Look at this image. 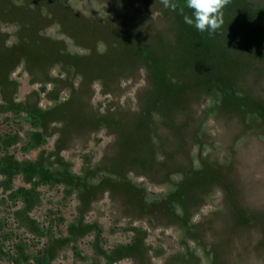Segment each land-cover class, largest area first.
Instances as JSON below:
<instances>
[{"label": "rangeland", "instance_id": "1", "mask_svg": "<svg viewBox=\"0 0 264 264\" xmlns=\"http://www.w3.org/2000/svg\"><path fill=\"white\" fill-rule=\"evenodd\" d=\"M174 2L0 0V238L22 263L264 264V0L214 34Z\"/></svg>", "mask_w": 264, "mask_h": 264}, {"label": "clouds", "instance_id": "2", "mask_svg": "<svg viewBox=\"0 0 264 264\" xmlns=\"http://www.w3.org/2000/svg\"><path fill=\"white\" fill-rule=\"evenodd\" d=\"M165 8L175 11L177 4L174 0H160ZM231 0H185L181 7L184 22L195 27L200 32L217 33L224 24L223 9ZM190 10V15L184 9Z\"/></svg>", "mask_w": 264, "mask_h": 264}, {"label": "trees", "instance_id": "3", "mask_svg": "<svg viewBox=\"0 0 264 264\" xmlns=\"http://www.w3.org/2000/svg\"><path fill=\"white\" fill-rule=\"evenodd\" d=\"M8 174H11L12 171H6ZM6 173V174H7ZM13 196L20 198V207L14 214L19 225L27 230L28 232L41 235L44 231V227H40L37 221L32 217V212L35 208V205L39 202V197L35 194V191L29 189V187H20L14 193ZM37 202V203H36ZM1 234V229H0ZM4 239L0 238V259L4 257H9L11 264H32V263H22L23 260L28 259V256L23 249H16L12 251L11 249L6 250L4 246ZM37 259V258H36ZM43 262V261H42ZM35 264H38L36 262Z\"/></svg>", "mask_w": 264, "mask_h": 264}]
</instances>
